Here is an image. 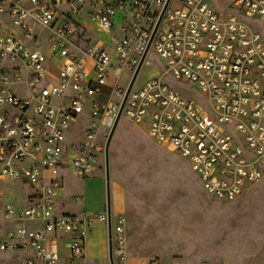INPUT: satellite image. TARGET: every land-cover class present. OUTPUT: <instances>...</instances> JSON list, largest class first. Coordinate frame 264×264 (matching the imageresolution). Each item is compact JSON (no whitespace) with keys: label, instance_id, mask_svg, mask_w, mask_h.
<instances>
[{"label":"built area","instance_id":"2783aa9c","mask_svg":"<svg viewBox=\"0 0 264 264\" xmlns=\"http://www.w3.org/2000/svg\"><path fill=\"white\" fill-rule=\"evenodd\" d=\"M223 1H0V15L19 29L0 33V61L9 63L0 67V177L32 189L16 211L8 196L2 203L3 218L19 225L0 222V264H58L62 240L67 264H86L88 231L95 218L108 222V213L56 211L61 182H46L43 172L72 167L90 174L105 151L99 131L113 126L150 40L164 71L132 87L122 115L167 142L213 200L233 201L264 176V0H227V14L214 6ZM86 6L107 34L123 14L112 48L82 38ZM165 75L196 84L203 96L182 94ZM85 112L90 127L71 133ZM125 225L124 215L112 225L114 264H127Z\"/></svg>","mask_w":264,"mask_h":264},{"label":"rangeland","instance_id":"374dc122","mask_svg":"<svg viewBox=\"0 0 264 264\" xmlns=\"http://www.w3.org/2000/svg\"><path fill=\"white\" fill-rule=\"evenodd\" d=\"M223 2L214 6L222 14H227L228 1ZM87 14L88 6L81 17L86 27L82 38L101 41L112 48L113 37L121 35L119 27L123 14L117 12L111 34L102 32L97 21ZM6 24L12 26L6 15H0L2 32L7 29ZM12 27L13 31H18ZM41 39L44 42L45 35H41ZM144 61L134 89L164 71V61L154 50L147 53ZM4 63L0 61V67ZM129 76L127 72L122 74L123 84L127 83ZM164 77L171 87L186 96H203L196 84L167 75ZM90 119L88 112L80 115L71 125L70 132L79 135L90 127ZM109 132L104 128L99 131L104 145ZM109 157L111 202L115 207L118 184L125 195L123 215L126 217L128 257L135 264H159L164 257L175 258L179 264H214L217 261L264 264V176L247 185L233 201L213 200L187 161L178 157L167 142L159 143L150 138L146 126L136 124L126 115L121 116L116 127ZM0 192L2 218L1 207L7 196L14 200L16 211L24 205L31 187L18 178L3 176L0 177ZM84 202L87 213L107 212L105 155L85 177ZM12 224V221H6L4 227Z\"/></svg>","mask_w":264,"mask_h":264},{"label":"crops","instance_id":"0c3cea01","mask_svg":"<svg viewBox=\"0 0 264 264\" xmlns=\"http://www.w3.org/2000/svg\"><path fill=\"white\" fill-rule=\"evenodd\" d=\"M12 26H10L9 24H6L7 29H5L4 32L0 30V33L2 34L7 31L13 30ZM56 70L57 69L54 67L51 68L50 72H51L52 77L56 76ZM70 168L71 167L69 168L59 167V168L54 169L53 171L43 172V175L47 177L46 182H48L50 178L52 177L57 178L61 182V185L55 190V196H54L55 210L61 213H70L73 215H96L94 213L90 214L86 212V204L84 202L85 177H81L77 175L76 172H74V170H70ZM116 192H117V202L115 204V207L112 206V202H111V226L117 221L118 216L124 214L123 212L125 209V195H124L122 187L118 184H116ZM31 194H32V189H31V193L25 198L24 205H26L27 199ZM74 196H82V197H81V200L74 201L73 200ZM10 199L14 203V200L12 198ZM24 205H22V207ZM102 213H105V212H102ZM6 221L8 220L4 219L2 215V218H0L2 227H4V222ZM12 222L13 224L9 227H16L19 225L18 221H12ZM7 227H4V228H7ZM0 235H1V232H0ZM64 243H65V240L60 241L61 259L58 264L68 263L67 262V251L64 247ZM84 253L86 257L84 260V263L86 264H111L110 255H109L108 222H104L103 220L98 219V218H95L93 220L91 228L89 229L88 234L85 239ZM3 257H7V255ZM8 263H11V261H8ZM127 264H135L132 259H129L128 253H127ZM159 264H179V261L172 257H164L160 260Z\"/></svg>","mask_w":264,"mask_h":264},{"label":"water","instance_id":"95a60500","mask_svg":"<svg viewBox=\"0 0 264 264\" xmlns=\"http://www.w3.org/2000/svg\"><path fill=\"white\" fill-rule=\"evenodd\" d=\"M150 45H151V40L148 43V45H147V47H146V49H145V51L141 57L140 63H139L137 69L135 70V72L133 74L131 82H130L127 90H126V93H125L124 99L122 101L121 107H120L118 114L116 116L115 122L110 129L107 141L105 143L104 155H105V176H106V181H107V213H108V230H109V255H110V260H111L112 264H114V263H113V252H112V226H111V194H110L111 173H110V157H109L110 143H111L112 137L114 135V132L116 130V127L119 123V120L122 116L123 109H124L125 103L127 101V98L131 92V89H132V87H133V85H134V83L138 77V74L140 72V69L144 63L146 55L150 49Z\"/></svg>","mask_w":264,"mask_h":264},{"label":"bare ground","instance_id":"6f19581e","mask_svg":"<svg viewBox=\"0 0 264 264\" xmlns=\"http://www.w3.org/2000/svg\"><path fill=\"white\" fill-rule=\"evenodd\" d=\"M145 62V61H144ZM141 69H142V67H141ZM141 69H140V71H141Z\"/></svg>","mask_w":264,"mask_h":264}]
</instances>
